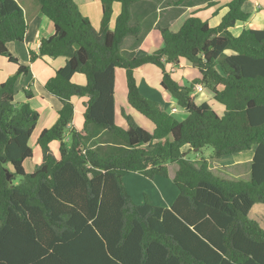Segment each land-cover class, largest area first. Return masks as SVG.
<instances>
[{
    "label": "trees",
    "instance_id": "1",
    "mask_svg": "<svg viewBox=\"0 0 264 264\" xmlns=\"http://www.w3.org/2000/svg\"><path fill=\"white\" fill-rule=\"evenodd\" d=\"M101 1L96 30L75 0H36L55 32L29 52L30 60L67 61L45 84L62 106L37 139L40 162L27 172L40 113L29 101H15L18 80L30 67L8 44L23 42L29 25L17 0H0V56L18 65L0 84V264H264V229L250 216L255 205H264V29L230 30L249 20L247 0L229 2L215 27L192 14L178 31L160 28L163 46L142 56L123 51L126 37L142 32L131 24L140 0ZM115 2L121 11L111 29ZM182 60L200 73L189 84L168 69ZM145 64L161 68L162 87L186 117L178 119L142 93L136 70ZM118 68L126 71L128 103L155 124L153 131L126 113L128 127L117 123ZM78 73L85 84L73 80ZM198 83L224 112L196 102ZM74 96L85 98L81 129L72 126ZM207 146L216 158L254 149L250 179L221 178L206 159L194 163L183 150ZM168 163L179 165L173 204L156 205L146 194L136 204L124 177H168Z\"/></svg>",
    "mask_w": 264,
    "mask_h": 264
},
{
    "label": "crops",
    "instance_id": "2",
    "mask_svg": "<svg viewBox=\"0 0 264 264\" xmlns=\"http://www.w3.org/2000/svg\"><path fill=\"white\" fill-rule=\"evenodd\" d=\"M17 1L25 11L26 20L30 29L28 28V32L23 42H10L8 47L11 53L18 58L19 62L21 64L28 65L30 69L27 75L21 76L18 80L16 85L15 101L17 104H20L24 101H29L31 105L39 111L40 117L34 130V134H37L38 139L40 133L44 129L53 126L59 117L58 111L62 106L61 101L46 90L45 84L51 77L55 75L57 69L63 67L66 64L67 59L64 56L57 58L46 56L43 58H38L33 62L30 60L29 52L31 50L38 52L42 38L49 37L54 34L55 29L53 23L40 11L39 7L31 3L29 0ZM231 1L232 0H140L132 6L131 24L141 27L142 32L138 37H126L123 45V51L128 54L130 53L132 55L142 56L158 50L164 44L160 28L169 27L172 31H178L183 25L184 21L192 14L200 17L203 20H207L213 27L218 26L221 23L223 16L228 12V3ZM75 2L77 3L82 14L91 20L93 27L96 30H99L103 15L102 1L75 0ZM243 8L246 12L250 13L251 16L246 22L238 21L237 24L230 29L232 33L234 35H239L245 28L264 29V0H247ZM120 11L121 3L115 2L114 12L111 20V29L115 27V21ZM30 21L31 25L29 24ZM139 37H142L141 41L138 40ZM1 57L3 56H0V84L13 75L18 68V65L12 62L15 64V69H10L7 71L10 64H8L7 61H10L5 57H3L5 59H1ZM40 59L45 60L46 65L41 63ZM168 69L173 73L174 78L179 80L182 84H189L194 80L188 75V73L193 74V72L189 70L193 69L196 72L195 78L200 76L199 70L188 60H182L179 66L168 65ZM136 77L137 80L138 77L141 79V82L138 81V83L142 93L145 96L163 102L170 112H172L173 107H175L177 112L174 113V115L183 114L181 115L182 117L187 116L186 110L180 108L172 95L162 87L161 68L154 64H145L137 68ZM73 80L78 84L86 83L85 76L80 73L76 74ZM196 85L203 84L198 83ZM203 87L204 90L202 92L197 90L194 91L193 95L195 99L198 93L205 94L201 99L202 102L206 101L210 103L219 113L224 112L225 107L216 103L213 92L204 85ZM26 91L31 92L32 96L30 98L26 97ZM127 94L128 87L126 71L124 68H118L116 70L115 86L116 121L120 126L125 128L128 127V123L123 114L126 113L127 115L133 117V112L135 111V109H133L128 103ZM84 100L85 98H81L79 96H74L72 98V101L75 105V114L72 126L76 127L77 129H81L84 124ZM152 123H146V125L149 126L150 131H153L155 128V124ZM67 133H69V131ZM55 145L56 142L52 144V146ZM253 155L254 154L251 152L233 153V157L230 159L235 160L232 162L225 160L224 156L219 158H210V161L208 162L209 168L214 172V174L218 175L225 174L228 177H238L241 175L249 176L250 167L242 165L245 161L252 163ZM243 159L245 160L243 161ZM197 161L200 160L198 159ZM172 164L177 165V167L174 168V172H171ZM35 168L36 166L31 168V170L26 169V171L32 172L35 170ZM168 168V177L159 176L153 180L150 179V182H153L154 185L157 183L159 184L158 186L156 185L155 191L148 192L147 194L154 204L165 207H170L173 204L179 192L174 182V177L179 165L177 163H168ZM132 173H134L133 178L139 180L141 179L138 175L144 176L139 173ZM129 174L127 175L129 176ZM164 178L168 179V181L164 180ZM147 179L149 180V178ZM125 185L127 187L126 183ZM144 201L145 194L142 203H144Z\"/></svg>",
    "mask_w": 264,
    "mask_h": 264
},
{
    "label": "rangeland",
    "instance_id": "3",
    "mask_svg": "<svg viewBox=\"0 0 264 264\" xmlns=\"http://www.w3.org/2000/svg\"><path fill=\"white\" fill-rule=\"evenodd\" d=\"M31 3H33L34 5H36L37 7H39L38 3L36 2V0H29ZM29 21V20H28ZM31 25V21L29 23ZM30 29V27H29ZM1 59H5L3 57H1ZM40 62L41 63H44L46 65V62L45 60H41L40 59ZM7 63L9 64V68L7 69V71H9L10 69H15V64H13L12 62H8ZM7 64V65H8ZM12 67V68H10ZM193 70V69H192ZM189 70L191 72H193V74L191 73H188V75L191 77V79H196L195 76H196V72L193 70ZM138 81L141 82V79L138 77ZM197 86V85H196ZM19 87V86H18ZM17 87V89H18ZM204 90V89H203ZM196 91V90H194ZM202 92V91H201ZM205 94H200L198 93L197 94V97H196V101L197 102H202L201 99L204 97ZM216 103L218 105H222L220 104L219 102L216 101ZM183 115V114H181ZM180 114H177L175 115V117H177L178 119H182L184 117H182ZM133 121L140 127L146 129V130H149V126L146 125V123H152L151 120H149L148 118H146L143 114H141L140 112H137L136 110L133 112ZM146 121V122H145ZM153 124V123H152ZM37 134H34L31 136L30 138V145L32 146L33 148V157L31 159H28L26 160L25 162V167L27 170H31V168H34L39 162H40V150L37 146ZM187 154V158H189L191 161H193L194 163H197L199 161H197L198 159L199 160H202L203 158L206 159L208 162L210 161V158H216L214 157V150H213V147L211 146H207V147H204L201 151H189V148L188 147H184L183 149ZM246 152H251L254 154V149H251V150H247V151H244V152H241V153H246ZM201 156V158H200ZM231 157H233V154H229V155H226L224 156L225 160L227 161H233L235 159H230ZM245 159H243L244 161ZM242 166H247V167H250V173H249V176H231V177H228L226 176L225 174H216L217 176L221 177V178H224V179H227V180H231V181H248L250 179V176H251V163H249V161H245L244 164ZM177 165L175 164H172L171 165V172H174V168H176ZM243 174V172H242ZM245 174H246V171H245ZM133 175L134 173L132 174H129V176L127 175L124 179V182L127 184V188L129 190V192L132 194L133 196V199L134 201L139 204V203H142L143 200H144V194H148V192H153L155 191V187L156 185L158 186L159 183H157L156 185H154L153 182H150L151 180L145 178L144 176H140V179H136V178H133ZM17 180H20V178L18 177ZM164 180L168 181V179H165ZM250 216L257 220L261 227L264 229V205L263 204H258V205H255V207L252 209L251 213H250Z\"/></svg>",
    "mask_w": 264,
    "mask_h": 264
},
{
    "label": "built area",
    "instance_id": "4",
    "mask_svg": "<svg viewBox=\"0 0 264 264\" xmlns=\"http://www.w3.org/2000/svg\"><path fill=\"white\" fill-rule=\"evenodd\" d=\"M203 89H204L203 85H197V86H195V90H197L199 92L203 91ZM176 112H177V109L175 107H173L172 113H176Z\"/></svg>",
    "mask_w": 264,
    "mask_h": 264
},
{
    "label": "water",
    "instance_id": "5",
    "mask_svg": "<svg viewBox=\"0 0 264 264\" xmlns=\"http://www.w3.org/2000/svg\"><path fill=\"white\" fill-rule=\"evenodd\" d=\"M195 151H197V149H195ZM12 177L11 173H8V179H10Z\"/></svg>",
    "mask_w": 264,
    "mask_h": 264
}]
</instances>
